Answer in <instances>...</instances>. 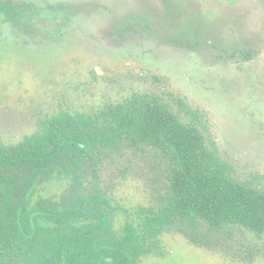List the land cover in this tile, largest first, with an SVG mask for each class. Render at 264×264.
Returning a JSON list of instances; mask_svg holds the SVG:
<instances>
[{
	"label": "rangeland",
	"instance_id": "obj_1",
	"mask_svg": "<svg viewBox=\"0 0 264 264\" xmlns=\"http://www.w3.org/2000/svg\"><path fill=\"white\" fill-rule=\"evenodd\" d=\"M136 93L160 96L204 130L229 174L264 186V0H0V142ZM168 171L147 146L103 156L97 181L122 206L118 233L127 214L162 203ZM68 185L54 178L37 196ZM160 240L164 254L139 264H264V233L242 225L213 230L209 246L177 230Z\"/></svg>",
	"mask_w": 264,
	"mask_h": 264
},
{
	"label": "trees",
	"instance_id": "obj_2",
	"mask_svg": "<svg viewBox=\"0 0 264 264\" xmlns=\"http://www.w3.org/2000/svg\"><path fill=\"white\" fill-rule=\"evenodd\" d=\"M123 144L163 155L169 191L137 219L127 214L118 233L122 206L97 178L103 156ZM54 178L69 179L65 191L37 196ZM230 225L264 233V186L229 174L204 130L158 95L61 111L22 141L0 142V264H139L145 254H164L166 230L209 246L212 231Z\"/></svg>",
	"mask_w": 264,
	"mask_h": 264
}]
</instances>
